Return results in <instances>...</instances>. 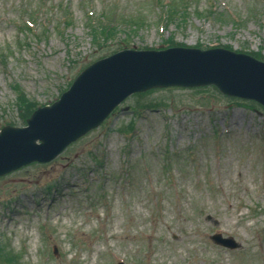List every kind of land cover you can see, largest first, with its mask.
<instances>
[{"label":"rangeland","instance_id":"1","mask_svg":"<svg viewBox=\"0 0 264 264\" xmlns=\"http://www.w3.org/2000/svg\"><path fill=\"white\" fill-rule=\"evenodd\" d=\"M170 47L264 61V0H0V130L101 58ZM231 98L133 93L50 161L0 176V264H264V108Z\"/></svg>","mask_w":264,"mask_h":264},{"label":"water","instance_id":"2","mask_svg":"<svg viewBox=\"0 0 264 264\" xmlns=\"http://www.w3.org/2000/svg\"><path fill=\"white\" fill-rule=\"evenodd\" d=\"M208 84L264 106V62L227 49L123 50L96 61L57 102L34 111L27 126L0 131V176L33 161L51 160L133 92ZM214 240L229 248L239 246L231 237Z\"/></svg>","mask_w":264,"mask_h":264},{"label":"trees","instance_id":"3","mask_svg":"<svg viewBox=\"0 0 264 264\" xmlns=\"http://www.w3.org/2000/svg\"><path fill=\"white\" fill-rule=\"evenodd\" d=\"M250 103L255 104V103H253V102H250ZM255 105H256V104H255Z\"/></svg>","mask_w":264,"mask_h":264}]
</instances>
